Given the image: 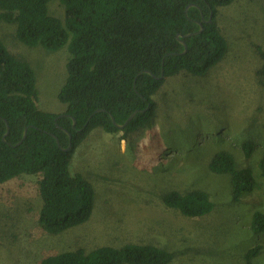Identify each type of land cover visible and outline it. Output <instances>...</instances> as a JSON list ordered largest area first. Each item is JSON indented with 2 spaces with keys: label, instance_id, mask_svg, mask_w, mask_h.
<instances>
[{
  "label": "rangeland",
  "instance_id": "374dc122",
  "mask_svg": "<svg viewBox=\"0 0 264 264\" xmlns=\"http://www.w3.org/2000/svg\"><path fill=\"white\" fill-rule=\"evenodd\" d=\"M50 13L64 17L60 0ZM228 41L225 57L202 76L182 71L166 78L158 93L153 127L136 131L131 141L123 131L94 129L77 148L71 170L95 186L91 218L60 234L45 231L39 215L43 204L41 174L23 173L0 182V264H41L62 251L100 246L149 243L175 252L169 264H264V251L247 257L264 234L250 225L264 209V0H235L219 8L216 19ZM0 38L37 75V104L49 112L67 105L59 92L65 85L68 45L50 51L28 46L16 37V25L0 20ZM254 151L245 156L243 144ZM230 151L239 167H250L259 186L239 202L232 198L230 174L210 170L215 153ZM210 192L215 208L188 217L167 207L163 193L172 189ZM127 264V263H125Z\"/></svg>",
  "mask_w": 264,
  "mask_h": 264
},
{
  "label": "trees",
  "instance_id": "16d2710c",
  "mask_svg": "<svg viewBox=\"0 0 264 264\" xmlns=\"http://www.w3.org/2000/svg\"><path fill=\"white\" fill-rule=\"evenodd\" d=\"M234 1L60 0L65 9L60 18L50 13L51 0H0V20L16 25L19 41L50 51L68 45L71 53L67 80L59 92L67 108L49 112L37 104L35 69L0 38V182L23 173L41 174L39 221L45 231L60 234L87 222L93 214L95 186L82 173H73L71 164L77 148L94 129L123 131V139L130 142L132 133L153 127L157 117L154 96L167 77L182 71L205 75L225 57L228 41L216 19L219 8ZM191 3L195 5L186 11ZM198 22L204 29L182 36L188 45L183 52L177 34L197 31ZM258 48L264 58L262 47ZM260 73L264 76V63ZM98 108L103 110L94 113ZM136 109L139 112L122 129L111 117L124 123ZM7 123L10 130L4 139ZM25 128L27 136L18 144ZM243 150L247 158L252 155L251 141L243 144ZM259 166L264 176V152ZM209 168L231 175L235 202L259 186L253 170L239 167L228 150L215 153ZM162 199L167 207L188 217L204 216L215 208L205 189H172ZM250 227L256 234H264V209L253 212ZM261 250L264 241L251 248L247 257ZM175 256L154 244L127 243L90 252L84 248L62 251L44 257L41 264H169Z\"/></svg>",
  "mask_w": 264,
  "mask_h": 264
},
{
  "label": "water",
  "instance_id": "95a60500",
  "mask_svg": "<svg viewBox=\"0 0 264 264\" xmlns=\"http://www.w3.org/2000/svg\"><path fill=\"white\" fill-rule=\"evenodd\" d=\"M192 5H195L194 3H191V4H189V5H187V7H186V11L190 8V6H192ZM209 20H211V18L209 19ZM199 23V29L197 30V31H195V32H189V33H187V34H185V35H182L181 33H178L177 34V38L179 39V41L184 45V51L183 52H186L187 51V49H188V45H187V42L183 39V37L182 36H191V35H193V34H196V33H201L202 31H203V29H204V24L202 23V22H198ZM145 72H148V73H152L150 70H144ZM163 75V74H162ZM134 86L136 87V79L134 80ZM101 110H103V109H101V108H98V109H96L95 111H94V113L95 112H99V111H101ZM139 110L140 109H136L135 111H133L132 112V114L125 120V122L124 123H118L116 120H115V117L111 114V117H112V119H113V121H114V123L117 125V127H119L120 129H122V128H124L128 123H129V121L131 120V119H133V117L137 114V112H139ZM143 110H145V109H143ZM93 113V114H94ZM92 114V115H93ZM91 115V116H92ZM75 123H76V119L73 117V124L75 125ZM9 130H10V127H9V124L7 123V131H6V133H5V135H4V139H6V135L9 133ZM67 132H68V130H66ZM69 133V132H68ZM69 135H70V137H71V134L69 133ZM26 136H27V128H25V130H24V133H23V137H22V139L18 142V144H20L25 138H26ZM56 139H57V142H58V144H60V141H59V139L56 137ZM71 147V143L68 145V147L67 148H70Z\"/></svg>",
  "mask_w": 264,
  "mask_h": 264
}]
</instances>
